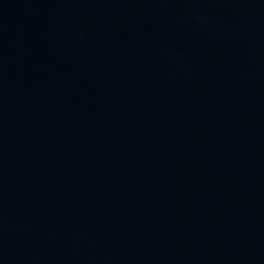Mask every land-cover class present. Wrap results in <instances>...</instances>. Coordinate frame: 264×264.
<instances>
[{
	"label": "water",
	"instance_id": "1",
	"mask_svg": "<svg viewBox=\"0 0 264 264\" xmlns=\"http://www.w3.org/2000/svg\"><path fill=\"white\" fill-rule=\"evenodd\" d=\"M0 264H264V0H0Z\"/></svg>",
	"mask_w": 264,
	"mask_h": 264
}]
</instances>
